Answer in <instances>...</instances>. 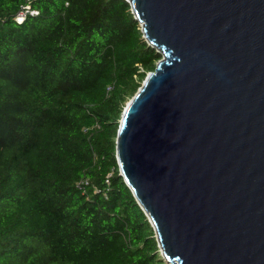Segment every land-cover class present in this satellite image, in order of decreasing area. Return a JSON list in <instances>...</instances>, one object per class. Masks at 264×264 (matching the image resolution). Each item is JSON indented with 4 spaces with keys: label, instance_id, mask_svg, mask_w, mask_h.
Returning <instances> with one entry per match:
<instances>
[{
    "label": "trees",
    "instance_id": "1",
    "mask_svg": "<svg viewBox=\"0 0 264 264\" xmlns=\"http://www.w3.org/2000/svg\"><path fill=\"white\" fill-rule=\"evenodd\" d=\"M160 58L127 0H0V264L164 263L115 155Z\"/></svg>",
    "mask_w": 264,
    "mask_h": 264
},
{
    "label": "water",
    "instance_id": "2",
    "mask_svg": "<svg viewBox=\"0 0 264 264\" xmlns=\"http://www.w3.org/2000/svg\"><path fill=\"white\" fill-rule=\"evenodd\" d=\"M161 58L118 123L163 264H264V0H127Z\"/></svg>",
    "mask_w": 264,
    "mask_h": 264
},
{
    "label": "built area",
    "instance_id": "3",
    "mask_svg": "<svg viewBox=\"0 0 264 264\" xmlns=\"http://www.w3.org/2000/svg\"><path fill=\"white\" fill-rule=\"evenodd\" d=\"M33 12V11H32ZM21 17V18H20ZM23 18V15L18 16V20L21 21Z\"/></svg>",
    "mask_w": 264,
    "mask_h": 264
},
{
    "label": "rangeland",
    "instance_id": "4",
    "mask_svg": "<svg viewBox=\"0 0 264 264\" xmlns=\"http://www.w3.org/2000/svg\"><path fill=\"white\" fill-rule=\"evenodd\" d=\"M21 18V17H20ZM160 254H161V252H160ZM162 255V254H161Z\"/></svg>",
    "mask_w": 264,
    "mask_h": 264
}]
</instances>
